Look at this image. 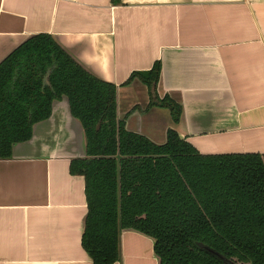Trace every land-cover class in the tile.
<instances>
[{"label":"crops","instance_id":"1","mask_svg":"<svg viewBox=\"0 0 264 264\" xmlns=\"http://www.w3.org/2000/svg\"><path fill=\"white\" fill-rule=\"evenodd\" d=\"M40 34L118 87L130 132L164 144L173 129L205 155L264 156V0H0V64ZM157 62L156 89L129 82ZM165 98L181 106L178 123ZM86 155L64 97L0 160V264H94L82 246L86 181L70 171ZM116 264H160L154 239L122 231Z\"/></svg>","mask_w":264,"mask_h":264},{"label":"trees","instance_id":"2","mask_svg":"<svg viewBox=\"0 0 264 264\" xmlns=\"http://www.w3.org/2000/svg\"><path fill=\"white\" fill-rule=\"evenodd\" d=\"M161 71L157 62L129 82L139 78L156 89ZM117 93L52 35L31 37L0 64V160L11 159L67 97L87 140L86 157L74 159L70 171L86 181L82 246L94 264L120 260L128 229L154 239L160 264H225L204 247L236 264H264V156L205 155L173 129L156 144L126 128ZM160 104L180 121L179 104Z\"/></svg>","mask_w":264,"mask_h":264},{"label":"water","instance_id":"3","mask_svg":"<svg viewBox=\"0 0 264 264\" xmlns=\"http://www.w3.org/2000/svg\"><path fill=\"white\" fill-rule=\"evenodd\" d=\"M47 83H48L49 85H51V82H50V80H49V77L47 78ZM100 127H101V123L99 124L98 129H100ZM204 248H205L206 251H208L209 253L213 254L214 256H216L217 258H219L220 260H222L225 264H236V263H234V262H232V261H230V260H227L226 258H224V257H223L221 254H219L218 252H216V251H214V250H212V249H210V248H208V247H204Z\"/></svg>","mask_w":264,"mask_h":264}]
</instances>
